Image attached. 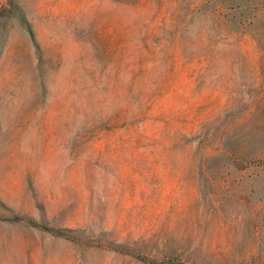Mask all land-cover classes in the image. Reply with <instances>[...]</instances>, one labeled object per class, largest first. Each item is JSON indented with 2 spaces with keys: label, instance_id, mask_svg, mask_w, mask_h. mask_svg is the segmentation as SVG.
<instances>
[{
  "label": "rangeland",
  "instance_id": "1",
  "mask_svg": "<svg viewBox=\"0 0 264 264\" xmlns=\"http://www.w3.org/2000/svg\"><path fill=\"white\" fill-rule=\"evenodd\" d=\"M0 264H264V0H0Z\"/></svg>",
  "mask_w": 264,
  "mask_h": 264
}]
</instances>
